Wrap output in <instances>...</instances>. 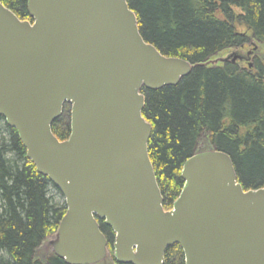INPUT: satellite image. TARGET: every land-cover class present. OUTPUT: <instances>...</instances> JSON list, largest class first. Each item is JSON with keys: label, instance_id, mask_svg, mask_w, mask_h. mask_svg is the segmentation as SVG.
<instances>
[{"label": "water", "instance_id": "95a60500", "mask_svg": "<svg viewBox=\"0 0 264 264\" xmlns=\"http://www.w3.org/2000/svg\"><path fill=\"white\" fill-rule=\"evenodd\" d=\"M32 20L0 0V116L15 128L37 171L65 198L50 239L67 264L110 256L99 220L115 232L114 257L164 264L180 245L185 264H264V186L246 189L232 157L200 150L166 209L149 154L144 88L177 85L202 63L167 56L141 34L128 0H27ZM71 107L70 135L52 124Z\"/></svg>", "mask_w": 264, "mask_h": 264}, {"label": "trees", "instance_id": "16d2710c", "mask_svg": "<svg viewBox=\"0 0 264 264\" xmlns=\"http://www.w3.org/2000/svg\"><path fill=\"white\" fill-rule=\"evenodd\" d=\"M21 19L32 20L27 0H1ZM147 42L167 56L202 63L255 40L261 52L246 63L197 66L174 86L143 89L152 123L149 154L166 209L180 195L185 161L202 149L228 153L246 189L264 186V0H128ZM71 107L52 124L68 138ZM61 191L37 171L15 128L0 116V264H67L53 252L41 255L67 207ZM110 255L115 232L99 220ZM113 257V256H112ZM120 264V263H119ZM164 264H185L180 245Z\"/></svg>", "mask_w": 264, "mask_h": 264}, {"label": "rangeland", "instance_id": "374dc122", "mask_svg": "<svg viewBox=\"0 0 264 264\" xmlns=\"http://www.w3.org/2000/svg\"><path fill=\"white\" fill-rule=\"evenodd\" d=\"M233 51H237V52H241L242 54H244V55H247L249 52H251V55H248V57H249V59H246V60H244V62H248V63H250V62H252L253 61V59H252V57L254 56V55H256V54H259L260 52H261V46L259 45V43H257L255 40H253L249 45H248V47L247 48H232V49H229V50H227V51H225V52H223V53H221L220 55H218L217 56V58L218 57H220V58H223V57H227L228 55H230V53H232ZM202 149L201 150H205V149H207V148H205L204 147V143L202 144ZM51 195H55V197H56V201L58 202H61V201H65V198L63 197V195H59V193H57L55 190H53V191H51ZM55 234V233H54ZM54 234L53 235H51L50 237H48L44 242H43V244H42V246H41V251H40V253H41V255H42V257L44 256H47L48 254H50V253H52L53 252V249H52V246L49 244V241H50V239L54 236ZM106 262H103V263H101V264H105ZM106 264H113V263H109V262H107Z\"/></svg>", "mask_w": 264, "mask_h": 264}, {"label": "flooded vegetation", "instance_id": "af4514ba", "mask_svg": "<svg viewBox=\"0 0 264 264\" xmlns=\"http://www.w3.org/2000/svg\"><path fill=\"white\" fill-rule=\"evenodd\" d=\"M54 253V252H53ZM113 256V257H112ZM110 255V257H108L107 258V260L106 261H102V262H100V263H97V264H101V263H103V262H109V263H113V264H119V262L116 260V258L114 257V254L113 255ZM58 257V256H57ZM60 258V257H59ZM105 263V264H106ZM120 264H126V263H120Z\"/></svg>", "mask_w": 264, "mask_h": 264}]
</instances>
